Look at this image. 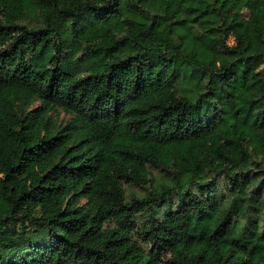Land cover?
Instances as JSON below:
<instances>
[{
	"label": "trees",
	"instance_id": "1",
	"mask_svg": "<svg viewBox=\"0 0 264 264\" xmlns=\"http://www.w3.org/2000/svg\"><path fill=\"white\" fill-rule=\"evenodd\" d=\"M0 264H264V0H0Z\"/></svg>",
	"mask_w": 264,
	"mask_h": 264
},
{
	"label": "rangeland",
	"instance_id": "2",
	"mask_svg": "<svg viewBox=\"0 0 264 264\" xmlns=\"http://www.w3.org/2000/svg\"><path fill=\"white\" fill-rule=\"evenodd\" d=\"M229 7H231V5H229ZM229 42H230V44H233L234 43L233 38H231L229 40ZM38 104H39V102H36L34 106H37ZM61 118L68 119L69 116H66L62 112ZM153 173L156 176V185L157 186H162L163 184L168 182V178H167V176L165 175L164 172H162L160 170H153ZM124 187L127 190V197H128L129 200L132 199L135 196L142 197V196H145L146 194H149L151 192V188L150 187H138L136 185H130V184H126V183L124 184ZM84 202H85V199H83L82 203H84Z\"/></svg>",
	"mask_w": 264,
	"mask_h": 264
}]
</instances>
